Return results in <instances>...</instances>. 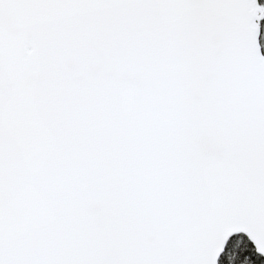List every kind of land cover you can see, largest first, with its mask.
I'll return each mask as SVG.
<instances>
[{"label": "snow or ice", "instance_id": "6c2138e0", "mask_svg": "<svg viewBox=\"0 0 264 264\" xmlns=\"http://www.w3.org/2000/svg\"><path fill=\"white\" fill-rule=\"evenodd\" d=\"M0 264H264V0H0Z\"/></svg>", "mask_w": 264, "mask_h": 264}]
</instances>
